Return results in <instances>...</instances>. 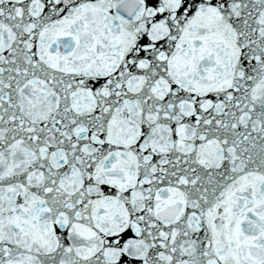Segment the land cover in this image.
I'll list each match as a JSON object with an SVG mask.
<instances>
[{"label":"snow or ice","instance_id":"1","mask_svg":"<svg viewBox=\"0 0 264 264\" xmlns=\"http://www.w3.org/2000/svg\"><path fill=\"white\" fill-rule=\"evenodd\" d=\"M0 264H264V0H0Z\"/></svg>","mask_w":264,"mask_h":264}]
</instances>
